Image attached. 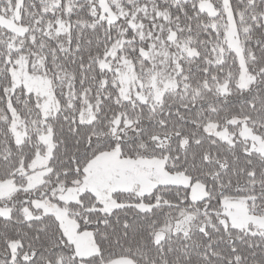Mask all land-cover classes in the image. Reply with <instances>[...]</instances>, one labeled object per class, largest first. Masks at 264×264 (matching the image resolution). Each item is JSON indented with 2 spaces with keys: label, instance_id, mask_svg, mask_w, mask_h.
<instances>
[{
  "label": "snow or ice",
  "instance_id": "6c2138e0",
  "mask_svg": "<svg viewBox=\"0 0 264 264\" xmlns=\"http://www.w3.org/2000/svg\"><path fill=\"white\" fill-rule=\"evenodd\" d=\"M0 264H264V0H0Z\"/></svg>",
  "mask_w": 264,
  "mask_h": 264
}]
</instances>
